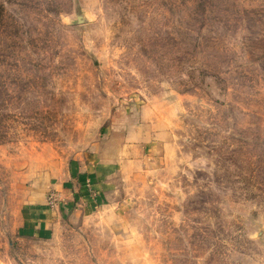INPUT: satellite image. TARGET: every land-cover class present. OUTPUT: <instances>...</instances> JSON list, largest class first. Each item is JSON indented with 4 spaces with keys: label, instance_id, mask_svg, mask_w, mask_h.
<instances>
[{
    "label": "rangeland",
    "instance_id": "374dc122",
    "mask_svg": "<svg viewBox=\"0 0 264 264\" xmlns=\"http://www.w3.org/2000/svg\"><path fill=\"white\" fill-rule=\"evenodd\" d=\"M0 264H264V0H0Z\"/></svg>",
    "mask_w": 264,
    "mask_h": 264
}]
</instances>
